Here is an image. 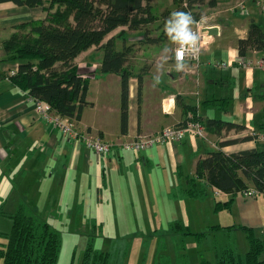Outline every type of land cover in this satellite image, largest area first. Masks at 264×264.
I'll use <instances>...</instances> for the list:
<instances>
[{
	"label": "crops",
	"instance_id": "crops-1",
	"mask_svg": "<svg viewBox=\"0 0 264 264\" xmlns=\"http://www.w3.org/2000/svg\"><path fill=\"white\" fill-rule=\"evenodd\" d=\"M186 1L183 0L182 4L185 5ZM208 1L203 4H194L193 7L207 4L209 15L204 17L202 12L200 21L210 19V22L208 21L205 25H218L220 30L217 35H210V44L203 51V63L199 68H195L191 62H183V69L177 70V61L173 56L178 43L170 39L166 30L167 21L172 14L181 12L178 10L179 5L176 0H153L152 11L156 16L153 22L137 30L121 26L108 35L107 38H110L124 31L121 36L117 37L118 50L127 46L131 48V53H142L147 57V53L153 52L161 55L159 64L154 63L153 66L141 58L133 59L132 67L136 71L133 70L134 73L129 81V116L126 133H122L121 130V75L100 71L103 52L97 46L83 51L76 58L80 67L89 65L95 71L94 76L89 79L86 95L90 104L84 107L78 125L82 131H87L103 138L104 141L113 143L111 151L101 155L85 143L78 144L73 139L65 137L59 128L38 113L32 95L21 89L10 78L11 71H17L18 64L5 61L3 41L17 30V25L26 21L44 19L47 15L44 6L30 7L13 1L0 2V196L11 195L14 186L20 190V194H24V191L29 189V182L36 181L41 182L42 185L47 184L48 196L55 193L54 195L61 197L62 193L68 195L69 187L71 189L84 187V182H86L88 189L94 190L90 194L94 195L95 203L100 207L109 206V209L116 212V205L121 203V200L123 202H131V200L114 197L115 193L122 195L123 191L132 193L136 191L134 197H139L140 191L136 189V174L143 173L154 165V162L163 158L169 149L172 151L179 149L177 143L165 142L148 150L138 151L124 148L123 143L133 140L140 134L157 132L166 125L180 124L186 119L187 112L192 109L196 110L203 122L209 117L218 118V113L215 112L207 115V109L211 106L215 107L207 101L215 98L232 99L245 96L246 99H241L240 102L243 114L257 117L259 125L264 122V116H261L264 99L259 98L260 93H254L252 87L253 85L254 87L261 86L264 91V75H256V71L253 79L245 83L246 92L238 88L233 89V85L236 84L234 78L237 74L234 69L240 70V68L234 66L233 68H220L221 71H219V68L215 67L211 61L214 54L208 53L219 46L218 39L221 38L220 43L224 40L222 50L229 56L231 53H236L234 57L237 59L241 55L238 51V39L247 36L249 22L256 18L249 16L241 21L233 18L231 13L241 10L240 14H253L256 7L264 5V0H218L214 6H210ZM241 4L245 7L243 10L241 6H238ZM193 7L189 10L190 13L197 10ZM263 10L264 7L262 15H264ZM192 17L195 23L197 20L193 15ZM157 22L159 25L162 24L160 29L156 27L151 29L150 25ZM145 33H147L146 36ZM148 38L153 41H148ZM172 50V57L163 55L165 51L170 53ZM263 52L250 50L247 54L263 56ZM146 63L151 67L145 66ZM141 68L143 69L140 74L143 76V85L142 99L139 102L138 75ZM210 69L214 71L210 72ZM196 88L205 91L206 96L203 95V98L193 103L187 98L193 99L191 94ZM225 88L228 89L226 93ZM232 94L233 97H230ZM254 96L256 98H252ZM168 99L170 102L167 101ZM164 103L168 104L170 110L164 111ZM224 116L227 120L242 123L246 127L240 130H223L220 135L207 130L209 140L204 141L211 143L210 148L195 160L193 175H195L199 158L205 157L209 151L219 147H215L217 141L253 136L252 140L223 147L227 153H236L260 146L261 142L257 141L263 138L261 133H264V129L252 128L245 122L232 119L229 110ZM225 135L226 138H224ZM191 138L195 137L188 135L180 142V145L184 147L193 145L188 143ZM181 162L182 157L178 164H182ZM60 184H66L68 187L66 192H62ZM57 186L60 192L53 191ZM33 187L39 186L33 185ZM84 203L86 204V200Z\"/></svg>",
	"mask_w": 264,
	"mask_h": 264
},
{
	"label": "trees",
	"instance_id": "trees-1",
	"mask_svg": "<svg viewBox=\"0 0 264 264\" xmlns=\"http://www.w3.org/2000/svg\"><path fill=\"white\" fill-rule=\"evenodd\" d=\"M4 1H13L30 7L42 5L47 12L42 20H31L17 25V30L3 41L5 61L18 64L17 71L10 76L11 80L32 97L48 101L55 113L79 120L84 107L90 104L86 95L89 79L94 76L95 71L89 65L80 67L76 58L83 51L97 46L103 52L100 71L121 75V130L122 133H126L129 116V81L132 76L126 63L131 48L124 46L121 50L117 49V37L124 31L116 36L107 37L121 26L137 30L153 22L156 19L152 11L153 0H0ZM206 1L187 0L185 7L180 11L190 13L189 10L194 4H203ZM217 1L209 0L208 3L214 6ZM182 2L183 0H180L177 4L182 5ZM199 19L200 15H197L195 20ZM148 41L151 42L153 39L148 38ZM250 50L264 51V28L255 19L250 20L247 36L238 39L239 54H247ZM138 77L140 102L143 76ZM259 98L264 99V91L260 92ZM207 103L227 111L230 98H215ZM191 112L197 114L195 109ZM203 124L207 130L218 135L223 130H240L246 127L242 123L222 117H209ZM260 129H264V122L260 123ZM252 139L253 136L248 135L220 141L217 149L199 158L195 175H186V185L174 186L169 193L170 196L174 199L203 197L207 193L206 185L214 186L226 193L233 192L235 195L237 191L244 190L249 185L264 191V149L258 146L236 153H227L223 150L227 145ZM179 170L183 173L181 169ZM198 182L201 183L200 186ZM233 199L231 197L225 202L219 201L217 208L230 207ZM17 206L13 213H9L13 225L9 233L3 234L8 241L0 245V264H57L62 248L61 233L37 207L30 205L26 200H21ZM227 227L231 230L240 228L244 231L251 242V249L242 255L233 251L231 247L228 253L219 257L218 264H263L261 253L264 241L255 235L254 228L249 225ZM211 228L216 230L221 226L215 225ZM207 234L206 231L194 232L183 221L175 220L171 235L176 260H173L170 253H165L167 242L162 240L155 264H191L186 252L185 236L202 240ZM115 258L111 251L100 250L90 243L82 254L81 264H114ZM204 262L208 263L206 260ZM115 264H120L117 263V259Z\"/></svg>",
	"mask_w": 264,
	"mask_h": 264
},
{
	"label": "rangeland",
	"instance_id": "rangeland-1",
	"mask_svg": "<svg viewBox=\"0 0 264 264\" xmlns=\"http://www.w3.org/2000/svg\"><path fill=\"white\" fill-rule=\"evenodd\" d=\"M185 5L180 4L178 10H181ZM242 5L238 6H241L242 9ZM263 7L264 5L256 7L253 14H240L239 11L241 10H238L236 13H231V16L241 21L246 20L249 16H254L264 28ZM193 8H197L191 13L195 18L197 15H201L202 12L204 17H208L209 8L207 4L202 6L195 5ZM249 11L252 13V10L249 9ZM208 21L210 22V19ZM208 21L201 20L203 24L208 23ZM196 22L199 21L197 20ZM195 23L192 25L195 26ZM161 26L162 24L159 25V22H157L150 25V28L156 27L160 29ZM220 40L221 38L218 39L219 46L208 52L214 54L211 61L213 63L226 62L229 68L237 66L234 63L237 60L235 59L236 53H231L229 56L227 52L222 50L224 40L222 43H220ZM172 53L173 50L170 53L165 51L163 55L166 54L172 57ZM147 55L148 57L142 53L136 54L132 52L128 56L129 62L126 66L134 73L136 69H133L132 63L135 57L141 58L144 62H150L151 66L154 63L159 64L160 53L153 52L147 53ZM202 56L200 66L203 63ZM145 66L151 67L147 63ZM237 67L240 70L234 69L237 74L234 78L236 84L233 85V89L238 88V90H243V92L247 91V88H245L246 81L252 80L256 71V75H264L263 69ZM142 70L141 68L139 75L142 74ZM213 71V69H210V72ZM219 71H221L220 68ZM252 87L254 93L263 91L261 86L254 87L253 85ZM224 92H228V89L225 88ZM203 95L206 96L205 91L203 92L201 88L200 90L196 88L194 93L191 94L193 99H187L196 103L199 98H203ZM230 97H233V94ZM241 99H246V97L238 96V98L230 99L227 111H230L232 119L245 122L249 127L260 130L257 117L243 114L240 105ZM248 100L252 101L251 99ZM227 111L217 106H211L207 109V115L209 116L215 112L218 113L219 117L226 119L224 115ZM261 116H264V103ZM261 134L263 138L257 142H261L259 147L264 149V133ZM188 135L195 137L188 141L189 144L193 145L184 147L178 142L179 149L173 151L169 149L163 158H159V161L154 162V165L143 173L136 174L137 188H135L140 191L139 197H134L136 191L133 193L123 191L122 195L115 193L114 197H123L131 200V202H123L121 200V203L116 205V212L109 209V206H98L95 203L94 195L91 196L90 194L94 190L92 188L88 189L86 182H84V187L77 189L69 187L68 195L62 193L61 197L54 195L55 193L48 196L47 184L42 185L41 182H29V189H26L24 194H20V190H17L14 186L11 195L0 196V245L8 241L3 234L9 233L12 229L13 220L9 213H13L17 209V205L21 200H26L30 205L37 207L50 224L61 233L62 248L57 264H81L82 254L90 243H93L100 250L111 251L116 256L114 264L116 259L117 263L120 264H155L162 240L167 242L165 253H170L173 260H176L172 242L173 235H171L172 224L175 220L183 221L194 232L206 231L208 233L207 237L202 240H197L193 236L188 238L185 236L187 243L186 252L189 255L191 264H206L204 260L208 262L207 264H218L219 257L224 253H228L231 247L236 253L245 255L251 249V242L247 238L246 233L240 228L231 230L227 226H252L255 235L264 241V194L246 196L243 190H240L235 195L233 192L226 193L214 186L206 185L207 193L203 197L172 198L169 194L172 188L182 184L186 185V175L193 176L194 174L195 160L200 154L206 153L210 148L209 145L211 143L206 142L209 140L208 132L205 138L198 137L193 133H188L185 137ZM226 137L225 135L224 138ZM205 139L206 141H204ZM218 143V141L215 142V147H218ZM158 145L160 144L155 146ZM181 157L182 164H178ZM179 168L183 173H181ZM33 185H38L39 187L35 188ZM200 185L201 183L198 182V186ZM251 186L253 185L248 187ZM60 187L62 192H66L68 188L66 184H60ZM53 191L60 192L59 186ZM218 191L220 192L218 193ZM231 197L234 199L230 207L217 208L219 201L225 202ZM84 200H86V204ZM68 201L69 203L67 204ZM215 225H220L221 228L212 230L211 227ZM261 258L264 260V249L261 253Z\"/></svg>",
	"mask_w": 264,
	"mask_h": 264
},
{
	"label": "built area",
	"instance_id": "built-area-1",
	"mask_svg": "<svg viewBox=\"0 0 264 264\" xmlns=\"http://www.w3.org/2000/svg\"><path fill=\"white\" fill-rule=\"evenodd\" d=\"M242 5V10L244 9ZM196 22L192 30L198 34L199 41L195 49H183L178 43L174 50V60L177 61L178 53L182 56V62H191L195 68L200 66V59L203 51L210 44L209 33L204 32V28L208 25L203 24L200 20ZM257 52L258 50H253ZM235 64L243 69H263L264 70V56L255 55H239ZM215 67L228 68V63L217 62L214 63ZM16 71H11V75L15 74ZM35 101L36 110L45 119L49 120L54 126L59 128L65 137L73 139L76 143H85L86 146L93 149L98 155L109 153L112 149L113 143L104 141L103 138L93 135L87 131L80 130L78 126V120L68 116H62L53 111L52 105L43 99H37L32 97ZM167 101L170 102V99ZM168 104L163 105L164 111L170 110ZM197 115V116H196ZM188 133H193L198 137L205 138L207 129L200 119L198 114H194L189 111L186 114V119L177 125H166L161 130L151 134H140L133 140L125 142L122 146L126 149L143 151L154 147L157 144H163L165 142H177L185 138ZM220 191H218L219 193ZM244 195L250 196L254 194H264V191L257 190L254 186L248 187L243 190Z\"/></svg>",
	"mask_w": 264,
	"mask_h": 264
},
{
	"label": "clouds",
	"instance_id": "clouds-1",
	"mask_svg": "<svg viewBox=\"0 0 264 264\" xmlns=\"http://www.w3.org/2000/svg\"><path fill=\"white\" fill-rule=\"evenodd\" d=\"M193 17L191 13L176 12L167 21V34L174 42L181 45L183 49H195L197 47L199 36L192 30ZM182 56L177 55V70H182L184 65ZM157 82H159L157 80Z\"/></svg>",
	"mask_w": 264,
	"mask_h": 264
},
{
	"label": "water",
	"instance_id": "water-1",
	"mask_svg": "<svg viewBox=\"0 0 264 264\" xmlns=\"http://www.w3.org/2000/svg\"><path fill=\"white\" fill-rule=\"evenodd\" d=\"M204 32L212 35H217L219 33V26L218 25L208 26L207 28H204Z\"/></svg>",
	"mask_w": 264,
	"mask_h": 264
}]
</instances>
